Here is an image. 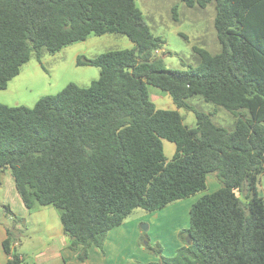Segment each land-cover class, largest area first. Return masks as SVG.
<instances>
[{
	"label": "trees",
	"instance_id": "obj_1",
	"mask_svg": "<svg viewBox=\"0 0 264 264\" xmlns=\"http://www.w3.org/2000/svg\"><path fill=\"white\" fill-rule=\"evenodd\" d=\"M138 0H0V91L31 55L55 54L90 35H120L133 47L108 51L77 66L99 70L87 87L68 84L32 108L0 104V171L10 170L28 210L59 211L69 248H101L107 233L133 211L153 213L206 191L179 233L180 247L158 264H264V0H181L187 8L215 4L220 52L193 48L197 66L167 69L155 55L164 45L151 33ZM167 94L177 109L193 111L195 127L178 111L157 110L148 87ZM199 97L234 118L217 126L187 100ZM162 140L175 152L167 160ZM12 220L2 243L6 264L16 253ZM186 238H189L190 245Z\"/></svg>",
	"mask_w": 264,
	"mask_h": 264
},
{
	"label": "rangeland",
	"instance_id": "obj_2",
	"mask_svg": "<svg viewBox=\"0 0 264 264\" xmlns=\"http://www.w3.org/2000/svg\"><path fill=\"white\" fill-rule=\"evenodd\" d=\"M136 6L142 12L151 33L155 36H160L164 41V45L159 51L155 52V55L161 58L167 69L186 70L197 66L199 57L193 51L194 47L204 49L211 55H216L220 52V46L213 25L215 17L214 3L201 9L197 5L193 8H187L181 0H138L136 1ZM132 47L133 44L124 36L90 35L85 41L74 43L55 54L51 55L46 51H42L40 61L36 59L35 55H31L29 61L20 68L18 76L8 83L5 90L0 91V104L10 107L24 106L32 108L41 97L55 95L68 84L72 83L79 87H87L98 78L99 70L90 66H77L76 59L78 56L92 59L108 51L127 50ZM148 94L157 110L178 111L183 118L185 126L189 128L195 127L196 120L193 111L184 108L177 109L167 94L151 86L148 87ZM187 104L194 110L209 114L217 126L227 130L233 128L234 118L223 108L205 103L199 97L187 100ZM162 145L164 156L167 160L171 159L175 152V146L164 140H162ZM260 193L262 194L263 191ZM38 208L42 207H35L32 210L26 209L32 212ZM49 208H52V217L49 215L45 216L44 221L33 222V225H27L25 217L16 214V217L22 220L21 223L16 225V229L19 231V240L16 245V253L18 255L21 252L24 254V251L31 253L33 250L43 247V242L47 240L46 231L48 229H51V231L62 229L59 211L53 207ZM3 214L2 194L0 192V221H5L6 219ZM148 215L150 213L140 209L135 210L119 226L121 230L131 233L128 241L132 240L134 232V241L138 240L139 246L141 242L144 247L148 246V241L151 240L150 232H147L148 221H145L146 218H144V221H140L141 224L139 226L135 223L137 220ZM168 217L169 219L167 220L171 221L170 214L159 215L160 219ZM168 221L166 222L168 223ZM7 227H11V225ZM112 231L114 230H110L105 236L101 248L96 246L90 247H94L99 252L102 251L104 243L106 239L111 237ZM163 232V228L158 229L156 235L160 236ZM169 233L167 232V235ZM167 235L162 239V242L171 246L172 241L167 238ZM180 242L182 243L181 240ZM90 247L86 249L87 254L85 258L81 260L77 256L79 263H82L88 257V249ZM160 248L162 256L160 255ZM69 249L72 250L71 248ZM77 251L79 252L77 255H82L81 246L77 248ZM77 251L75 250V252ZM147 252H153L159 261L160 257L170 258L164 257L163 248L160 243L157 245L156 243H152L148 247ZM24 261L28 262L26 255Z\"/></svg>",
	"mask_w": 264,
	"mask_h": 264
},
{
	"label": "crops",
	"instance_id": "obj_3",
	"mask_svg": "<svg viewBox=\"0 0 264 264\" xmlns=\"http://www.w3.org/2000/svg\"><path fill=\"white\" fill-rule=\"evenodd\" d=\"M264 174L259 178V191H263L264 198ZM207 188L204 193L195 195L193 197L177 201L165 208L150 213L146 217L137 220L135 223L137 226L141 224L140 221H148V233L150 232V239L148 246L140 244L139 241H134V232L132 234V240L128 241L131 233L121 230V227L113 229L112 235L109 239H106L102 251H97L94 247L88 249V257L81 263L77 260L78 251H72L69 249V239L63 234L62 229L51 231L48 229L47 240L43 242V247L33 250L29 253L24 251L28 262L24 261L25 255L19 253L25 264H157L159 259L153 253H148V247L152 243L161 244L163 248L164 257H174L176 251L184 246L179 240V233L185 230L189 226V212L192 205L204 194H211L220 188V184L214 174L207 176L206 179ZM0 192L2 194L3 205H8L13 214H19L25 217L27 225H33V222L44 221L45 216L52 217V208L42 207L29 212L22 203L19 195L16 192L13 178L9 169L0 171ZM164 212V213H162ZM162 213V214H161ZM171 215V221L168 218L160 219L159 215ZM5 221H0V264H6L8 257L6 256L2 243L6 238V229L8 225H11L12 220L3 214ZM167 217V216H166ZM29 218V219H28ZM28 219V220H27ZM168 221V223L166 222ZM6 226H5V223ZM125 226V225H123ZM166 227V228H165ZM62 228V226H61ZM164 229L162 235H156L158 229ZM167 232H170L167 235ZM167 235V238L172 241L170 244H164L162 239ZM29 238V237H28ZM141 238V237H140ZM180 243H179V242ZM189 241V238H186ZM110 250V252H108ZM160 255L162 256V250L160 248ZM169 258V259H170Z\"/></svg>",
	"mask_w": 264,
	"mask_h": 264
},
{
	"label": "water",
	"instance_id": "obj_4",
	"mask_svg": "<svg viewBox=\"0 0 264 264\" xmlns=\"http://www.w3.org/2000/svg\"><path fill=\"white\" fill-rule=\"evenodd\" d=\"M190 243H191L190 241L187 242L188 245H190Z\"/></svg>",
	"mask_w": 264,
	"mask_h": 264
}]
</instances>
